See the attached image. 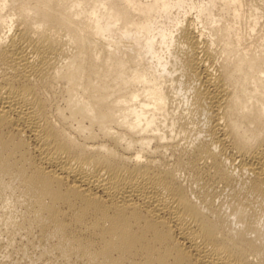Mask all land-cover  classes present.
<instances>
[{"label":"bare ground","instance_id":"obj_1","mask_svg":"<svg viewBox=\"0 0 264 264\" xmlns=\"http://www.w3.org/2000/svg\"><path fill=\"white\" fill-rule=\"evenodd\" d=\"M15 256L264 264V0H0Z\"/></svg>","mask_w":264,"mask_h":264},{"label":"rangeland","instance_id":"obj_2","mask_svg":"<svg viewBox=\"0 0 264 264\" xmlns=\"http://www.w3.org/2000/svg\"><path fill=\"white\" fill-rule=\"evenodd\" d=\"M17 256V255H16ZM15 256V258L17 259L18 257L19 258H21V259H15V261H14V263L13 264H32L29 260H28V258H22V257H20V256H18V257H16ZM23 259V260H22Z\"/></svg>","mask_w":264,"mask_h":264}]
</instances>
